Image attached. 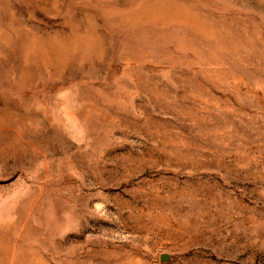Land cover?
I'll use <instances>...</instances> for the list:
<instances>
[{
	"label": "rangeland",
	"instance_id": "374dc122",
	"mask_svg": "<svg viewBox=\"0 0 264 264\" xmlns=\"http://www.w3.org/2000/svg\"><path fill=\"white\" fill-rule=\"evenodd\" d=\"M0 264H264V0H0Z\"/></svg>",
	"mask_w": 264,
	"mask_h": 264
},
{
	"label": "water",
	"instance_id": "95a60500",
	"mask_svg": "<svg viewBox=\"0 0 264 264\" xmlns=\"http://www.w3.org/2000/svg\"><path fill=\"white\" fill-rule=\"evenodd\" d=\"M161 259H162L163 261H166V260H169L170 257H169V255H167V254H162V255H161Z\"/></svg>",
	"mask_w": 264,
	"mask_h": 264
}]
</instances>
